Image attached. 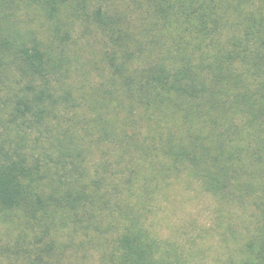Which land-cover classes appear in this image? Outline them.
Returning <instances> with one entry per match:
<instances>
[{
    "label": "trees",
    "instance_id": "16d2710c",
    "mask_svg": "<svg viewBox=\"0 0 264 264\" xmlns=\"http://www.w3.org/2000/svg\"><path fill=\"white\" fill-rule=\"evenodd\" d=\"M0 264H264V0H0Z\"/></svg>",
    "mask_w": 264,
    "mask_h": 264
},
{
    "label": "rangeland",
    "instance_id": "374dc122",
    "mask_svg": "<svg viewBox=\"0 0 264 264\" xmlns=\"http://www.w3.org/2000/svg\"><path fill=\"white\" fill-rule=\"evenodd\" d=\"M199 202H201L202 204H204L205 205V201H199ZM201 204V205H202ZM200 206V205H199ZM185 207H186V211L185 212H189V213H194V212H196L197 211V209H198V201H195V202H187V204L185 205ZM183 213V212H181V210H179V211H177L176 213H175V216H174V218L172 219L173 220V222H174V224H178V223H182V217H184L185 215H187L188 216V214H186V213ZM205 214H203V215H201L200 216V219H201V221L203 222V220L205 219ZM165 234L166 233H168V232H164Z\"/></svg>",
    "mask_w": 264,
    "mask_h": 264
}]
</instances>
